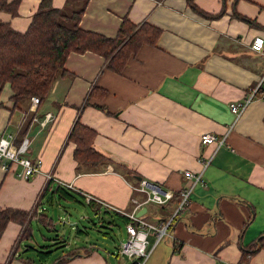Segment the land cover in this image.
<instances>
[{
    "label": "crops",
    "instance_id": "obj_1",
    "mask_svg": "<svg viewBox=\"0 0 264 264\" xmlns=\"http://www.w3.org/2000/svg\"><path fill=\"white\" fill-rule=\"evenodd\" d=\"M39 2L20 0L18 13L0 10V20L24 31ZM79 3L53 0L68 11ZM194 3L209 15L195 11L188 0H88L80 21L85 29L114 36L127 17L135 23L149 21L162 32L155 43H143L122 71L107 67L105 57L94 51H72L65 74L54 78L37 105L30 97L15 107L10 86L4 87L9 93L7 101L0 95V134L12 132L18 144L28 133V156L40 161V170L25 177L18 174L20 163L0 164V208L37 206L53 222L48 208L60 196L52 191L62 185L82 200L61 196L71 204L60 210L69 215L74 201H81L78 213L84 218L94 214L96 224H112L120 216L126 234L127 216L113 206L137 207L138 214L155 223L169 220L181 198L185 170H202L199 157L213 155L190 205L178 213L171 234L144 264H239L242 246L264 231V46L261 51L251 47L255 36H264V0ZM255 87L258 93L237 116L230 104ZM77 118L96 130L94 146L109 162L94 167L75 159V143L67 136ZM206 131L226 135L225 143L202 144ZM141 178L171 189L173 197L164 204L144 202L146 193L135 188ZM84 193L99 200L88 202ZM23 227L16 221L7 224L0 238V264H49L80 246L89 252L82 249L87 253L61 264H135L95 243L29 262L33 234L7 263ZM244 264H264V247Z\"/></svg>",
    "mask_w": 264,
    "mask_h": 264
},
{
    "label": "trees",
    "instance_id": "obj_2",
    "mask_svg": "<svg viewBox=\"0 0 264 264\" xmlns=\"http://www.w3.org/2000/svg\"><path fill=\"white\" fill-rule=\"evenodd\" d=\"M80 1L81 5L79 3L77 7L68 11V9L54 6L53 0H40L29 26L24 31L16 29L8 21L0 20V95L8 84L12 90L10 99L14 101L15 107H18L21 100L33 95L39 96L40 100L44 99L54 78L58 74H65V61L72 51H94L105 57L107 67L114 71H122L129 58L143 43H155L162 32L161 27L149 21L135 23L127 17L123 18L114 36L85 29L80 21L88 0ZM188 2L195 11L206 13L194 3V0H188ZM19 4L20 0H0V10L16 15ZM3 105L4 103L0 100V107ZM27 129L28 127L25 133ZM96 134L94 128L84 124L79 118L76 119L67 140L75 143L74 157L78 162L88 163L94 167H100L109 162L107 156L94 146ZM122 168L127 174L128 169ZM52 194L64 198H77L76 192L62 185H58ZM177 217L178 214L174 216L170 227ZM32 218H36L39 222L45 221L46 226L53 223L51 217L38 211L37 206L31 210L12 206L0 208V238L10 221L24 225L7 263L14 256L20 243L32 236ZM262 247H264V231L254 241L242 246L239 263L248 262L250 257ZM29 248L37 251V258L33 256L31 259H26L29 262L35 259L42 262L51 252L37 250L31 245ZM82 249L89 252L86 246L76 247L49 264H61L71 256L86 254L87 252Z\"/></svg>",
    "mask_w": 264,
    "mask_h": 264
},
{
    "label": "built area",
    "instance_id": "obj_3",
    "mask_svg": "<svg viewBox=\"0 0 264 264\" xmlns=\"http://www.w3.org/2000/svg\"><path fill=\"white\" fill-rule=\"evenodd\" d=\"M263 46L264 37L260 35L255 36L251 43V47L255 50L261 51ZM257 93L258 87H255L251 90L247 97L239 100L238 102H232L230 104L232 110L237 114V116L242 113V111L245 109L248 103L254 99ZM262 94L264 95V90H262ZM32 101L33 105H37L40 101L39 96L33 95ZM14 138L15 136L12 132H4L0 134V164L8 167L13 163H20L23 166V169L18 172V174L29 177L33 173L40 170V161L38 159L34 161L30 156H28V151L31 144V138L29 137L28 133L25 134L21 142L18 144L14 142ZM225 140L226 135L218 137L213 132L206 131L201 135V143L204 145L215 143L217 147H220L225 143ZM212 157L213 155L205 158L199 157L198 160L201 161L203 165L202 170H185L186 182L180 189L181 198L174 214L167 221L162 219L157 223L152 222L146 219L143 215L138 214L137 207L132 211H128L113 206L114 209L127 216L126 236L121 241L117 249L119 255H121L123 258L133 260L135 264L145 263L155 246L163 239L165 235L168 234V229L174 216L185 210V208L190 205L193 189L196 184L203 181V171L210 164ZM62 183L66 184L64 182ZM135 188L146 193L147 197L144 202L153 201L159 204H164L168 202L174 195L171 189H164L158 183L149 178H141ZM84 194L85 199L88 202L92 200H99L90 193ZM134 201L137 202V199H134Z\"/></svg>",
    "mask_w": 264,
    "mask_h": 264
},
{
    "label": "rangeland",
    "instance_id": "obj_4",
    "mask_svg": "<svg viewBox=\"0 0 264 264\" xmlns=\"http://www.w3.org/2000/svg\"><path fill=\"white\" fill-rule=\"evenodd\" d=\"M8 93V89L2 91L1 98L4 101L8 100ZM238 101L239 100L233 102ZM21 103L22 100L19 102L18 107L21 105ZM76 195L77 199L82 200V197H80L78 193ZM68 202L70 201H66L64 200V198L58 197V203L49 205L50 208H48V210L52 214H54L53 225H50V227L42 224L38 225L35 220L32 221L34 233L32 240H30L31 246H33L37 250H50L52 254H55L56 252L60 253L61 250H66V248L68 247L70 248L75 245L90 243L105 246L110 252L117 251V246L120 245L121 241L126 236V234H124V219L120 216H116L115 219L117 223L109 224L106 222L96 224L95 222L98 221V219L93 216L94 214L91 218H84L82 214L78 213V211H80L78 209L84 206L81 201H74V210L72 209L73 212L69 213V215L59 209H62V207H66ZM69 204L71 203H68V205ZM73 221H75L76 223H70ZM170 234L171 233L169 227L168 234L165 235L163 239ZM58 235L63 238L62 242L59 241L60 238H58ZM102 240L106 241V243H103ZM24 241H26V239ZM60 242L62 244H60ZM65 242L67 243V245L64 244ZM33 255L37 258V251H33Z\"/></svg>",
    "mask_w": 264,
    "mask_h": 264
},
{
    "label": "water",
    "instance_id": "obj_5",
    "mask_svg": "<svg viewBox=\"0 0 264 264\" xmlns=\"http://www.w3.org/2000/svg\"><path fill=\"white\" fill-rule=\"evenodd\" d=\"M139 214H141V212Z\"/></svg>",
    "mask_w": 264,
    "mask_h": 264
}]
</instances>
